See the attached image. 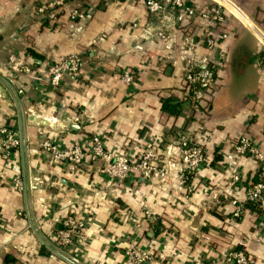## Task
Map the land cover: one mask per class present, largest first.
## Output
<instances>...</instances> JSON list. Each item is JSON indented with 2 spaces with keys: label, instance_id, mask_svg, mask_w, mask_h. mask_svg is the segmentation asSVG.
Wrapping results in <instances>:
<instances>
[{
  "label": "crops",
  "instance_id": "1",
  "mask_svg": "<svg viewBox=\"0 0 264 264\" xmlns=\"http://www.w3.org/2000/svg\"><path fill=\"white\" fill-rule=\"evenodd\" d=\"M181 1L196 15L169 10L154 17L145 0H71L57 22L44 23L37 16L42 0H0V76L6 80L0 82V126L20 140L25 133L28 144V156L22 145L10 158L0 153V264L8 257L13 264H68L42 245L35 227L58 247L56 233L70 217L85 221V238L64 251L82 264H127L132 243L154 257L150 264H204L242 249L264 264V218L244 205L259 166L235 151L247 138L264 155V0ZM218 7L224 23L215 35L225 39L213 53L198 51L216 66L217 77L204 112L196 114L183 42L202 43L207 23L201 16ZM73 10L87 18L72 21ZM164 31L173 39L169 46L158 38ZM71 55L82 58L77 81L65 77L52 92L49 65ZM10 56L17 58L12 67ZM121 71L134 74L131 87L121 82ZM181 134L193 135L205 155L183 186ZM95 137L112 156L132 162L153 142L156 165L169 176L137 173L120 184L98 174L89 158L70 171L40 148L49 141L89 155ZM27 173L29 194L14 186L15 180L25 186ZM233 176L242 183L231 186ZM235 204L244 205L240 218Z\"/></svg>",
  "mask_w": 264,
  "mask_h": 264
},
{
  "label": "built area",
  "instance_id": "2",
  "mask_svg": "<svg viewBox=\"0 0 264 264\" xmlns=\"http://www.w3.org/2000/svg\"><path fill=\"white\" fill-rule=\"evenodd\" d=\"M71 0H42L41 5L37 9V16L40 20H48L49 22L57 21V12L59 9L67 6ZM145 7L150 15L162 16L167 11H180L187 16H195L196 11L193 7L188 6L181 0H145ZM70 18L72 21H84L87 14L73 10ZM201 19L206 21L207 28L205 30V38L202 43L195 42L191 37H186L183 42V47L189 54L185 63V82L189 95V102L193 111L196 114L204 112L206 94L211 90L217 77L216 66L211 63L209 57L201 60L198 56L200 48H205L208 53H213L217 43L225 39V36L216 37V26L224 23V15L220 7L214 10L213 13H204ZM216 27V28H215ZM149 37V38H148ZM152 38L151 34L146 37ZM158 38L166 45H170L173 39L164 31L158 34ZM141 49V47H138ZM17 64L15 56L9 57V66ZM82 65V58L78 55H71L65 58L60 63L50 64L47 69V75L50 81L52 92L60 90L65 77L70 78L72 82L77 81L79 71ZM20 72L29 73L28 68H21ZM121 82L131 87L135 82V76L128 71L120 72ZM22 95L23 91H17ZM178 143L181 149L182 163L185 168V177L181 182L182 186L188 180L190 175H193L198 169L205 164V155L201 148L195 143L193 135H179ZM21 146V140L9 128L0 126V153L6 158H10L15 150ZM43 152L48 153L53 162H57L66 166L70 171H76L83 167L86 160L92 162L96 166L98 174L109 177L110 179L120 184L127 183L134 174L140 173L145 177H154L156 179H164L169 176L168 172L159 168L157 164L156 146L153 142L145 145V148L137 162H132L126 156H112L105 149L103 141L95 137L92 139L90 154L88 155L80 146L68 148H59L49 141H44L40 144ZM235 151L241 156L250 157L259 166L258 180L253 184L246 193L244 205H254L262 217L264 218V155L254 146L247 138H241L238 142ZM241 179L238 176H233L229 184L231 186L241 184ZM15 189L19 192L24 191V185L20 180H15ZM236 205V204H235ZM244 205L237 204L235 206V218H240ZM148 221L153 220L151 213H146ZM2 218L0 216V227ZM86 227L85 221H78L72 217L67 218L63 222V229L56 233L58 247L62 250L75 248L79 243L84 241V230ZM125 258L127 264H150L154 261V257L140 249L136 244H129ZM204 264H255V261L248 257L247 253L242 249L230 253L220 261H212Z\"/></svg>",
  "mask_w": 264,
  "mask_h": 264
},
{
  "label": "water",
  "instance_id": "3",
  "mask_svg": "<svg viewBox=\"0 0 264 264\" xmlns=\"http://www.w3.org/2000/svg\"><path fill=\"white\" fill-rule=\"evenodd\" d=\"M6 80L0 76V82L4 83ZM11 88L13 89L14 87L11 86ZM15 91L16 94L17 91L14 88L13 89ZM18 103L20 108H23V105L21 103V99L18 96ZM23 110V109H22ZM24 112V110H23ZM25 113L22 114V130L25 129L26 130V121H25ZM21 145H22V149L24 151V155L28 156V144H27V139H26V135L25 133L22 135V139H21ZM27 166V165H26ZM28 171V167L25 168ZM29 173H27V180H26V185H25V189L27 194H29L30 191V178L28 177ZM35 232L36 235L38 236L40 242L42 243L43 246H45L49 251L52 252V254H54L55 256L61 258L62 260H64L65 262H67L68 264H82L80 262H78L77 260H75L74 258H72L68 253H66L64 250L60 249L59 247L53 245L52 243H50L40 232V230L38 229V227H35Z\"/></svg>",
  "mask_w": 264,
  "mask_h": 264
},
{
  "label": "trees",
  "instance_id": "4",
  "mask_svg": "<svg viewBox=\"0 0 264 264\" xmlns=\"http://www.w3.org/2000/svg\"><path fill=\"white\" fill-rule=\"evenodd\" d=\"M63 12H65V11L63 10ZM61 14H62V12L58 10V12H57V20H58V17L61 16ZM40 21L41 22H44V23H48L49 22L48 20H40ZM14 262H15V260H13V259H11V258L8 257V258H6V263L5 264H13Z\"/></svg>",
  "mask_w": 264,
  "mask_h": 264
},
{
  "label": "bare ground",
  "instance_id": "5",
  "mask_svg": "<svg viewBox=\"0 0 264 264\" xmlns=\"http://www.w3.org/2000/svg\"><path fill=\"white\" fill-rule=\"evenodd\" d=\"M217 1L225 2V0H217ZM226 3H227V2H226Z\"/></svg>",
  "mask_w": 264,
  "mask_h": 264
}]
</instances>
